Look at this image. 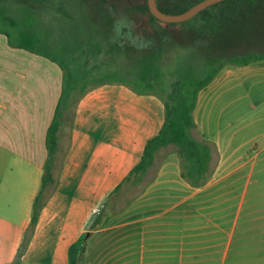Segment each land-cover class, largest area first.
<instances>
[{"label": "crops", "instance_id": "1", "mask_svg": "<svg viewBox=\"0 0 264 264\" xmlns=\"http://www.w3.org/2000/svg\"><path fill=\"white\" fill-rule=\"evenodd\" d=\"M0 51V264H264V107L238 144L239 131L212 137L197 118L236 74L264 76V61L226 66L200 91L195 133L213 149L201 185L182 176L176 150L127 185L163 127V101L121 82L89 87L68 127L60 117L54 183L31 227L64 72L2 34Z\"/></svg>", "mask_w": 264, "mask_h": 264}, {"label": "trees", "instance_id": "2", "mask_svg": "<svg viewBox=\"0 0 264 264\" xmlns=\"http://www.w3.org/2000/svg\"><path fill=\"white\" fill-rule=\"evenodd\" d=\"M7 1L8 0H0V34L7 38L9 46L17 49H24L33 54L48 58L57 63L64 72L63 89L56 116L47 133L46 144L49 158L45 166L42 189L34 202L31 221V227H34L43 204L46 188L54 183L53 168L54 157L58 150V132L61 126L60 117L70 107L74 96H77L74 101L76 103L90 87L87 85L88 79H90L101 67V64L104 63V61L96 63L103 48L102 45L96 41V36L99 34V31H97L95 35L92 34L90 36H88L89 33H87V31H80L79 34L77 33L74 36H69L68 42L61 47L60 56L56 57L42 50L44 46L47 47L48 42L41 38L39 33L38 25L41 23L40 17L37 15L35 16L31 8L27 6L22 7L26 13V17L24 18L25 22L23 24V20L19 19L16 15L17 8H12L7 4ZM201 1L203 0H196L189 5L178 3L174 4V7L168 8L161 6L158 1L157 4L162 12L176 15L189 10L192 6ZM87 2L94 3V1ZM95 2L101 3L102 5L111 4L117 8L115 6L116 1L98 0ZM263 2L264 1L257 0H227L221 3L230 5L239 3V5H231L230 12L227 13H216L215 8H213L214 5L185 23L167 24L169 27H174L176 25L184 26L195 22V25L198 24L200 28H203L197 33V39L203 38L207 41L206 45L199 47L204 48L202 54L199 48L195 47L197 48V50H195L197 56L203 55L202 61L198 59L195 61L193 59L188 60L184 57L177 62L174 71L175 80L170 84L169 91L165 92V87L162 86L160 81L163 76L159 67L162 50L161 48H155V46H149L148 50L143 52L141 58L137 62L135 70L130 73V75H133L132 80L123 78L119 70H106L100 78L93 80L94 86L110 82L125 83L140 94L153 93L159 96L163 101L165 107V121L163 127L155 137L148 141L140 163L133 169L127 180L133 175L145 173L154 165L158 152L170 147H173L181 157L182 176L185 179L193 185H201L207 180L210 172L213 149L208 142L197 138L195 135L196 124L193 114L197 106L198 96L200 91L206 88L224 67H243L252 63L264 61V54H256L253 52L231 54L228 58H226L225 55V53L229 51L231 44L233 45V43H237L239 40L251 39L252 36L264 33V21L261 24V28H257L253 22L248 26V21H244L247 19V15L252 17L258 7H263L264 5L261 6V4H264ZM114 7H99L98 15L105 14V12L111 11ZM136 8L144 13L147 19L149 18V22L160 23L150 13L147 0H145L144 3H139ZM64 14L66 16V12H64ZM262 17H264V15L259 18L264 19ZM80 18H77L80 20L75 21V26L82 27L89 23V20H87L88 17ZM91 18L90 21L94 19V17ZM110 18L111 17L107 15L105 16L106 21L110 20ZM236 25L237 28L233 29ZM94 27L97 26L95 25ZM82 28H85V26ZM225 28H228V30ZM169 32V30L166 32L167 35ZM231 32L234 33L233 38H231ZM215 52H217L216 57L214 55ZM93 60H95V64L91 65V61ZM116 75L119 76L117 77ZM78 90L80 94H73Z\"/></svg>", "mask_w": 264, "mask_h": 264}, {"label": "rangeland", "instance_id": "3", "mask_svg": "<svg viewBox=\"0 0 264 264\" xmlns=\"http://www.w3.org/2000/svg\"><path fill=\"white\" fill-rule=\"evenodd\" d=\"M82 1L8 0L7 4L12 8H17L16 15L19 19L23 20V24L25 22L24 18L26 17V13L22 7L27 6L28 8H31L34 11L33 14L40 17L41 23L38 25L39 33L41 38L48 42L47 47L44 46L42 50L51 53L56 57L60 56L62 50L61 47L68 42V39L71 36H74L77 33L79 34L80 31H87V33H89L88 36L92 34L95 35L97 31H99V34L96 36V41L102 45L103 49L99 54L96 63H101V61H104V63L101 64V67L96 73L88 79L87 85L90 87L94 86L93 80L100 78L106 70H119L121 72L120 75L123 78L126 80H132L133 75H130V73L135 70L138 60L141 58L143 52L148 50L149 46H155V48H161L162 50L159 67L163 73L160 81L162 86L165 87V92L169 91L170 84L175 80L174 71L177 62L180 59L184 57L185 59H193L194 61L196 59L202 61L203 59V55L197 56L195 51L197 48L195 47L199 48L202 45H206L207 41L203 38L197 39V33L203 28H200L198 24H196V26L195 22L184 26L176 25L174 27H169V25L162 23L159 20L160 23H151L148 21L149 18L147 19L146 15L136 8L139 3H144L145 0H111L116 1L115 6L117 8L111 4L102 5L101 3L95 2L98 0ZM87 1H94V3ZM157 1L161 6L168 8L174 7V4L178 3L189 5L196 0ZM231 5L238 6L239 3H233ZM231 5L227 3H219L213 8H215L216 13H227L230 12ZM263 5L264 4H261V6ZM99 7L114 8L99 16ZM64 12H66V16ZM106 15L111 17L110 20H108L109 22L105 19ZM263 15L264 6L258 7L255 14L252 16L256 18L247 15V19L244 21H248V26L253 22L257 28H261L264 19H260L259 17ZM80 17H88L87 20H89V23L83 25L85 28H82L83 26L77 27L74 25L75 21L81 19ZM91 17H94L92 21H90L92 19ZM95 25L97 27H94ZM234 28H237V25L234 26L233 29ZM225 29L228 30V28ZM168 30L170 32L167 35L166 32ZM233 34L234 33L231 32V38L234 37ZM263 34L264 33L252 36L251 39L239 40L237 43H233V45L231 44L229 51L225 53L226 58L230 57L231 54L247 52L264 54ZM203 49L204 48H199L201 54L204 52ZM214 55L216 57L217 52H215ZM93 64H95V60L91 61V65ZM116 76L118 77L119 75ZM74 94L78 95L80 94V91L78 90ZM217 94L223 95L217 102H215L214 106L208 104L206 109H204L207 104L205 101L204 108H200L197 118L199 121L203 120V127H206V131H208L209 136L212 135V137L215 136L217 131L221 132L223 139L227 133L239 131L240 133L235 141V143L238 144L242 140V135H244L241 132L253 128L250 127V125L253 124L258 117V115H255L254 113L264 107V105L260 104L261 99L264 98V76L236 74ZM76 97L77 96L75 95L70 108L74 106ZM237 111L238 114H236ZM64 120L67 121L66 125L68 127L71 120V109L65 111ZM195 135L197 138H200L197 133H195ZM170 150L175 149L170 147L160 151V153L158 152L154 167L150 169L151 172L154 173L156 171L161 159L165 153ZM59 161L60 156L56 158L57 165ZM135 179L136 175L131 176L126 182L127 185L128 182H133ZM114 244L115 242L112 239V242H104L101 246H103L102 249L112 250L115 247ZM60 262L61 260H59V264ZM85 263L86 260L84 261V258L81 256L78 260V264Z\"/></svg>", "mask_w": 264, "mask_h": 264}, {"label": "water", "instance_id": "4", "mask_svg": "<svg viewBox=\"0 0 264 264\" xmlns=\"http://www.w3.org/2000/svg\"><path fill=\"white\" fill-rule=\"evenodd\" d=\"M224 1L227 0H203L192 6L189 10L176 15H170L162 12L158 7L157 0H147V4L150 13L160 22L166 24H179L193 19L195 16L209 7Z\"/></svg>", "mask_w": 264, "mask_h": 264}]
</instances>
